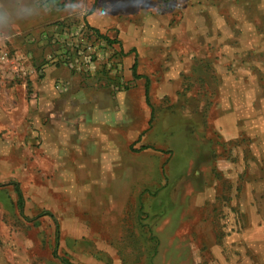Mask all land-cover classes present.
Segmentation results:
<instances>
[{
    "label": "rangeland",
    "instance_id": "374dc122",
    "mask_svg": "<svg viewBox=\"0 0 264 264\" xmlns=\"http://www.w3.org/2000/svg\"><path fill=\"white\" fill-rule=\"evenodd\" d=\"M191 1L80 0L75 16L63 0H0V98L34 68L85 104L110 88L132 105L75 149H50L27 105L8 108L0 264H264V0H243L237 27L196 22Z\"/></svg>",
    "mask_w": 264,
    "mask_h": 264
},
{
    "label": "crops",
    "instance_id": "0c3cea01",
    "mask_svg": "<svg viewBox=\"0 0 264 264\" xmlns=\"http://www.w3.org/2000/svg\"><path fill=\"white\" fill-rule=\"evenodd\" d=\"M204 1L195 0L189 4L188 12L195 13L196 22L198 20L208 19L210 16L207 13L212 12L211 17L213 20L218 18L222 19V15L229 22V27L238 26L237 16L233 12L245 10L243 0H234L233 2L231 0ZM213 27H216V25H213ZM242 33L245 32L238 31L237 33L239 34L236 40L238 44L243 43L246 39L245 34ZM125 53L127 54L124 56L126 79L131 80L134 84L140 82L143 76H141V71L139 70L138 53L135 52L134 55L128 51ZM193 58L194 56L189 57L192 60ZM134 64H136L137 74L140 75L138 78L134 77ZM199 66L195 60V67L198 68ZM193 67V64H191L190 70ZM36 72L37 70L32 68L27 79H24L25 72L17 74L19 78L14 82L15 84L11 88H4L3 96L0 98V118L4 122H8V118L10 119L11 117V112L8 108L12 107L16 109L17 106L27 105L28 116L32 119L34 126L39 130V135H41L44 144L50 149L62 147H72L75 149L77 146L75 139L80 134L89 132L101 133L102 127L107 132H111L116 124L123 123L126 126L129 123L125 118H122L123 115L121 112V109L124 111L127 106L129 108L132 106L130 101L126 100V92H118L115 94L110 88H107V91H101V93L99 91L94 96L90 94V98L87 100L88 102L86 101L89 104H85V102L78 99V93L79 91H83V89L80 88L78 91L72 89L73 86H71L69 93L66 91L63 94L64 92H59L54 86V79L56 78L55 71L47 70L46 75L40 80L36 78ZM147 79L145 78L144 95ZM148 80L150 95L151 82L150 79ZM119 98L123 99L124 102H122V105L120 104V107H117ZM87 118L88 122H85L84 119ZM72 139L73 141H71Z\"/></svg>",
    "mask_w": 264,
    "mask_h": 264
},
{
    "label": "trees",
    "instance_id": "16d2710c",
    "mask_svg": "<svg viewBox=\"0 0 264 264\" xmlns=\"http://www.w3.org/2000/svg\"><path fill=\"white\" fill-rule=\"evenodd\" d=\"M94 30L98 34L97 36L102 38V39H104L105 41H107L108 44L117 43V40L111 39L109 36L101 33L98 29H94ZM133 71H134V77L135 78L140 77V75H138L137 72H136V64H134V66H133ZM145 96H146V101L149 102L150 101V95H149V80L148 79H147V83H146ZM14 184L16 186V190H17L18 196L20 197L21 213L24 214V211H23V194H22V191H21V189L19 187V184H17V183H14ZM54 254L55 255L57 254V249H55ZM63 262H65L67 264H71V263H69V261L67 259H64Z\"/></svg>",
    "mask_w": 264,
    "mask_h": 264
},
{
    "label": "clouds",
    "instance_id": "9594fccd",
    "mask_svg": "<svg viewBox=\"0 0 264 264\" xmlns=\"http://www.w3.org/2000/svg\"><path fill=\"white\" fill-rule=\"evenodd\" d=\"M63 9L67 14L75 16H80L87 12L81 9L80 0H63Z\"/></svg>",
    "mask_w": 264,
    "mask_h": 264
},
{
    "label": "built area",
    "instance_id": "2783aa9c",
    "mask_svg": "<svg viewBox=\"0 0 264 264\" xmlns=\"http://www.w3.org/2000/svg\"><path fill=\"white\" fill-rule=\"evenodd\" d=\"M1 59H5L6 58V56L5 55H1V57H0Z\"/></svg>",
    "mask_w": 264,
    "mask_h": 264
}]
</instances>
